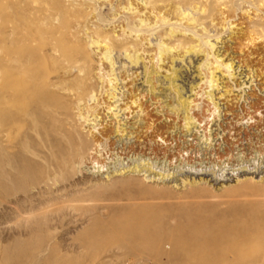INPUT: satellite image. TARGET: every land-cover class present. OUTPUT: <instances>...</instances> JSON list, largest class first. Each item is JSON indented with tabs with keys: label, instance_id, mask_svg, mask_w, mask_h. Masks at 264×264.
<instances>
[{
	"label": "rangeland",
	"instance_id": "374dc122",
	"mask_svg": "<svg viewBox=\"0 0 264 264\" xmlns=\"http://www.w3.org/2000/svg\"><path fill=\"white\" fill-rule=\"evenodd\" d=\"M180 215L217 254L142 245ZM28 262L264 264V0H0V264Z\"/></svg>",
	"mask_w": 264,
	"mask_h": 264
},
{
	"label": "bare ground",
	"instance_id": "6f19581e",
	"mask_svg": "<svg viewBox=\"0 0 264 264\" xmlns=\"http://www.w3.org/2000/svg\"><path fill=\"white\" fill-rule=\"evenodd\" d=\"M180 17H183V18H185L186 17V15L185 14H182V15H180ZM187 22L188 23H192V24H194V23H196L197 22V20H195L194 18L193 19H189V20H187ZM175 34V32L174 31H169V36L170 37H172L173 35ZM94 46H95V48L96 49H101V51L103 52L101 55H102V59L103 60H105V61H109V66L110 67H112L113 66V63H112V61H110V58H109V55H108V53H109V51H110V44L106 41V40H103V41H100V40H97V41H94L93 43H92ZM125 45H132V47L133 48H135L136 46H137V44H134V43H132V42H129V43H126V44H122V48L123 47H125ZM181 46V44H177V45H175L174 47H172V48H168V47H166V46H160V50H159V52H158V57H157V61H158V63H163L164 62V60H168V58H169V54L174 50V49H177V48H179ZM212 47V46H211ZM195 49V47H188L187 49H186V51L183 53V54H198L199 52L198 51H196V50H194ZM130 51V49L129 48H125V52H124V54H126L127 52H129ZM137 51H139V50H133V51H130V52H132V56H130L129 55V53L127 54V55H125L126 57L125 58H128V60H129V62L132 64V65H137L138 63H139V61H142V59L140 58V57H138V55H137ZM175 51V50H174ZM166 55H168V58L166 57ZM166 57V58H165ZM133 58V59H132ZM169 59H171V62H173V60L174 59H172V58H169ZM150 60H152V59H150ZM214 63L216 64V67H215V70H217V69H219V68H222V70H224L225 72H227L228 70H230V65L229 64H222L218 59H217V57L215 58V61H214ZM113 69V68H112ZM146 69H148V68H146ZM145 69V70H146ZM172 72L170 73V76H175V74H176V72L172 69L171 70ZM153 72V71H152ZM152 72H149V73H147L148 75H151V73ZM155 72V71H154ZM153 72V73H154ZM213 75V74H212ZM173 76V77H174ZM172 77V78H173ZM116 80H117V78H116ZM115 81V80H114ZM150 80L148 79L147 81H146V83H149L150 84ZM214 81H213V77L210 79V83H213ZM169 85H171V90H173V93L176 95V96H178L177 97V108H172V110H171V112H173L172 114H175V113H177V112H183V113H185V114H187V110L189 109V107H190V105H191V102L190 101H187L186 99H182L181 98V96L179 95V91L177 90V89H175V87H173V81H171L170 82V84ZM10 86H11V83H10ZM19 86V85H18ZM22 88V87H21ZM23 90V89H22ZM155 90V89H154ZM80 96L79 95H77V100L80 102L81 101V99L79 98ZM111 99H114L115 100V97L114 96H112L111 97ZM111 99H110V101H111ZM134 100V99H133ZM101 104V103H100ZM136 104V102L135 101H131V103H130V107H133L134 105ZM98 107V106H97ZM96 108V107H95ZM99 108V107H98ZM97 109V108H96ZM106 109V108H105ZM128 108L126 107L124 110H123V112L125 111V110H127ZM48 110V109H47ZM90 110V109H89ZM46 111V110H45ZM115 111H117V108H115V106L114 107H109L108 106V108H107V112H109V113H111V115L113 116V117H115L120 111H121V109L118 111V112H116V113H114ZM129 111V110H128ZM87 112V111H86ZM100 113V112H99ZM128 113V112H127ZM107 114V113H106ZM80 116V115H79ZM91 116V115H90ZM89 116V117H90ZM87 117V116H86ZM97 116L96 115H93V119H95ZM193 117V116H192ZM82 119H84V117L82 118ZM85 120V119H84ZM190 120H192L190 117H188V116H185L184 117V121L185 122H189ZM118 122V121H117ZM142 122V121H141ZM190 123V122H189ZM96 124V123H95ZM185 124H187L188 125V123H185ZM92 125V124H91ZM187 125H186V127H187ZM95 127H96V125H95ZM120 128H117L116 129V132L118 133L119 131H121V130H119ZM107 132V131H106ZM121 134H123V131H121L120 132ZM91 136V135H90ZM77 142H78V140H77ZM83 142V141H82ZM114 144V143H113ZM136 145V144H135ZM137 149V148H136ZM149 149V148H148ZM75 158V157H74ZM77 159V158H76ZM77 161V160H76ZM168 197V196H167ZM34 198H36V197H34ZM38 198V197H37ZM33 200V199H32ZM38 200V199H37ZM42 200V199H41ZM12 201V200H11ZM34 201V200H33ZM35 202V201H34ZM35 203H39V202H35ZM34 203V204H35ZM16 205V204H15ZM31 205V204H30ZM36 205V204H35ZM34 205V206H35ZM52 205V204H51ZM33 206V204L31 205V207ZM33 206V207H34ZM37 207H38V205H36ZM35 206V207H36ZM41 206V205H40ZM46 206V205H45ZM31 207H30V209H31ZM41 207H43V206H41ZM49 207V206H48ZM40 208V207H39ZM161 208V207H160ZM209 208V207H208ZM34 209V208H33ZM33 209H32V211H33ZM35 209H37V208H35ZM34 209V210H35ZM198 209V208H197ZM25 210V209H24ZM40 209H37L36 211H39ZM49 210V209H48ZM184 210V209H183ZM213 210H215V209H213ZM30 211V210H29ZM35 211V212H36ZM141 211V210H140ZM196 211V210H195ZM209 211V210H208ZM34 212V213H35ZM177 212V211H176ZM189 212V211H188ZM15 213V212H14ZM23 213V212H22ZM32 213V212H31ZM37 213V212H36ZM49 214V213H48ZM196 214V213H195ZM198 214V213H197ZM36 215V214H35ZM38 215H40V213H38ZM67 215V214H66ZM24 216V215H23ZM46 216V215H45ZM70 216V215H69ZM181 216V215H180ZM241 216V215H240ZM160 217V216H159ZM185 217L186 216H181V217H177V219H174V221H173V223L172 224H170V225H168L167 227H166V229L168 230V234H166V235H162V233H153V232H151L152 230H150L149 229V227L147 228V229H145L143 232H141L140 233V235H139V237H140V239L142 240V245L143 246H146V247H151V245H153V246H157L158 248H160V247H162V246H168V248L170 247L171 248V250L173 251V253H175V252H179V251H181V250H183L184 248L183 247H185V249H186V246L187 245H190V244H192V243H195V242H199V243H197V244H200V245H198V246H196V247H194V252H193V254H192V256H196L197 258H199V259H205L206 257H209V259H210V257L211 256H214L215 254H217V252H216V248L213 246V245H211L210 244V239H209V236L208 237H206V236H203V238H190V237H186V227L183 225V224H181L182 222L181 221H184V219H185ZM34 218H37L36 220V222L37 223H39V221H38V217H34ZM40 218H43V217H40ZM45 218V217H44ZM48 218V217H47ZM161 218V217H160ZM159 218V219H160ZM191 218V217H190ZM19 219V218H18ZM126 219V218H125ZM188 219V218H187ZM186 219V220H187ZM229 219V218H228ZM231 219V218H230ZM41 220V219H40ZM82 220V219H81ZM127 220V219H126ZM233 220H235V219H233ZM34 221V220H33ZM43 221V220H42ZM35 222V221H34ZM124 222V221H123ZM122 222V223H123ZM212 222H213V220H212ZM29 223V222H28ZM127 223H128V221H127ZM229 223V222H228ZM36 224V223H35ZM25 225V224H24ZM32 225V224H31ZM115 225V224H114ZM111 226V225H110ZM118 226V225H117ZM130 226V225H129ZM30 228H31V230H32V228L33 227H31L30 226ZM34 228L35 229H37V227H35L34 226ZM132 228V227H131ZM189 228V227H188ZM38 229H39V227H38ZM130 229V228H129ZM43 230V229H42ZM232 230V229H231ZM29 231V230H28ZM41 231V230H40ZM130 231V230H129ZM214 231V230H213ZM235 230H233V232H234ZM131 232V231H130ZM133 232H134V230H133ZM24 233V232H23ZM36 233V232H35ZM135 233V232H134ZM230 233H231V231H230ZM27 234V233H26ZM108 234H110V233H108ZM136 234H137V232H136ZM25 235V234H24ZM24 235H23V237H24ZM34 235V234H33ZM138 235V234H137ZM219 235V234H218ZM95 236V235H94ZM100 236V235H99ZM103 236V235H102ZM38 237V236H37ZM110 237V236H109ZM92 238H94V237H92ZM96 238V237H95ZM134 238V237H133ZM249 238V237H248ZM31 239H32V237H31ZM30 239V240H31ZM39 239V238H38ZM88 239V238H87ZM110 239V241H111V238H109ZM227 239V238H226ZM250 240H251V238H249ZM24 240V239H23ZM22 240V241H23ZM41 240H43V239H41ZM241 240V239H240ZM243 240V239H242ZM25 241V240H24ZM27 241V240H26ZM32 241V240H31ZM58 241V240H57ZM33 242V241H32ZM112 242V241H111ZM222 242V241H221ZM226 242H227V240H226ZM239 242H242V241H239ZM45 243V242H44ZM47 243H48V241H47ZM52 243H53V241H52ZM88 243V242H87ZM95 243V242H94ZM120 243V242H119ZM118 243V244H119ZM238 243V242H237ZM257 243V242H256ZM66 244V243H65ZM92 244V243H91ZM196 244V245H197ZM222 244H223V242H222ZM230 244V243H229ZM256 244H254V245H252V243H250V241L248 242V241H246L245 243H242V244H236L234 247H232V245H231V247L227 250V253H228V255L229 256H231V257H233V258H235V259H240V258H244L245 256H247V255H249L250 254V251L251 252H258V251H260L259 249V247L258 246H255ZM66 246V245H65ZM77 246V245H76ZM42 247V246H41ZM45 247V246H44ZM67 247V246H66ZM182 248V249H181ZM187 248L189 249V247L187 246ZM227 248V247H226ZM10 249V248H9ZM19 249V248H18ZM46 249V248H45ZM48 249V248H47ZM46 249V250H47ZM64 249H66V248H64ZM68 249V248H67ZM66 249V250H67ZM71 249V248H70ZM149 250H150V248H148ZM166 249V248H165ZM188 249H187V251H188ZM22 250V249H21ZM51 250V249H50ZM59 250V249H58ZM66 250H65V252H66ZM148 250V251H149ZM219 250V249H218ZM9 251H12V250H9ZM19 251V250H18ZM64 251V250H63ZM183 251H185V250H183ZM220 251H221V249H220ZM8 252V251H7ZM42 252V251H41ZM67 252H69V249H68V251ZM82 252V251H81ZM189 252V251H188ZM19 253V252H18ZM34 253H38V251L36 252V251H34ZM160 253V252H159ZM166 253V252H165ZM224 253H225V251H224ZM60 254V253H59ZM63 254H65V253H63ZM69 253H67V255H68ZM223 254V253H222ZM172 255V254H171ZM35 256V255H34ZM59 256V255H58ZM69 256V255H68ZM149 256V255H148ZM155 256V255H154ZM167 256H168V254H167ZM170 256V255H169ZM226 256V255H225ZM39 257V256H38ZM54 257V256H53ZM60 257V256H59ZM176 257V256H175ZM6 259H7V257H6ZM9 259V258H8ZM44 259V258H43ZM207 259V258H206ZM263 259V258H262ZM10 260V259H9ZM31 260H33V259H31ZM30 260V261H31ZM193 261H195V260H193ZM243 261V260H242ZM32 262V261H31ZM43 262V261H42ZM197 262V261H196ZM26 263H27V261H26ZM68 263V262H67ZM28 264H30L29 262H28Z\"/></svg>",
	"mask_w": 264,
	"mask_h": 264
}]
</instances>
